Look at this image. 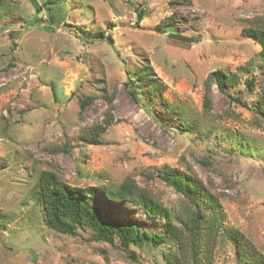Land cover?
Here are the masks:
<instances>
[{
	"label": "rangeland",
	"instance_id": "rangeland-1",
	"mask_svg": "<svg viewBox=\"0 0 264 264\" xmlns=\"http://www.w3.org/2000/svg\"><path fill=\"white\" fill-rule=\"evenodd\" d=\"M46 2L0 0V264H188L167 220L135 201L86 199L108 221L167 234L161 245L56 233L37 200L42 172L113 196L128 182L180 228L188 201L162 180L165 169L198 177L216 198L220 231H238L264 258V121L253 113L264 73L260 45L243 33L264 30V0ZM142 71L153 74L143 85ZM214 71L238 83L207 90ZM105 120L99 144L82 142ZM220 231L200 262L247 264Z\"/></svg>",
	"mask_w": 264,
	"mask_h": 264
},
{
	"label": "trees",
	"instance_id": "trees-1",
	"mask_svg": "<svg viewBox=\"0 0 264 264\" xmlns=\"http://www.w3.org/2000/svg\"><path fill=\"white\" fill-rule=\"evenodd\" d=\"M46 3L53 5L55 0H47ZM142 16L143 14L140 12L137 17L141 19ZM39 20L38 17L35 18L36 22ZM243 33L252 37L260 45L259 55L262 60L264 73V30L247 29ZM151 76L153 74L145 73L144 71L140 72L138 83L143 85V81ZM237 83V77L222 71H214L207 77L206 89H209L210 84H214L219 92L226 94V88ZM246 84L251 88L252 79L248 80ZM149 94H152L150 89ZM131 95L134 96L133 93ZM231 100L245 106L239 98H231ZM90 101V97H85L79 101V114L83 112V109ZM203 105L205 110L209 111L210 101L208 98L205 97ZM253 111L255 116L261 117L264 121V97L258 100ZM108 126L109 123L105 120L102 125H93L87 128L81 135L82 142L91 145L99 144L100 135L106 131ZM162 180L188 201V205L183 210L184 214L181 215L180 228L171 224V218L167 215L166 210L155 202L147 192L135 188L128 182L123 183L113 196L108 194L105 189L98 187L71 188L61 182L53 173L42 172L38 178L37 200L42 207L46 226L56 233L75 236L78 230L87 229L91 231L93 241L113 244L117 240L119 245L125 249L130 245H141L144 243H148L151 246L161 245L166 241L167 234L156 235L147 231L140 232L136 227L108 221L100 210L90 207L86 199L87 197L89 199L94 198L96 193L102 192L106 193L107 197L115 202L135 201L146 214L161 215L167 220L168 234L173 239H178L179 241L177 242L185 247L186 259L189 260L188 264H202L200 262L201 257L207 259V255L211 251V245L218 231H220L216 198L209 194L208 189L198 177L188 176L177 169H165ZM196 199H198L199 204H197ZM200 206L207 208L199 210ZM208 208L209 210L206 211ZM220 233L234 246L239 257L247 264H264V258L255 251L238 231L222 229ZM181 263V260L175 257L167 260V264Z\"/></svg>",
	"mask_w": 264,
	"mask_h": 264
}]
</instances>
